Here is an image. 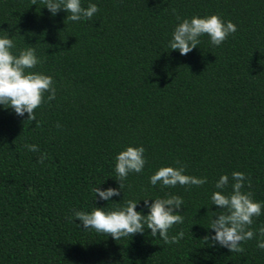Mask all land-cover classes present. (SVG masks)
Segmentation results:
<instances>
[{"label":"trees","instance_id":"1","mask_svg":"<svg viewBox=\"0 0 264 264\" xmlns=\"http://www.w3.org/2000/svg\"><path fill=\"white\" fill-rule=\"evenodd\" d=\"M96 4L91 19L52 15L41 0H0V36L13 54L27 47L42 61L30 71L51 76L56 89L18 116L0 106V264H264L257 248L264 208L253 218L256 237L242 253L205 242L211 195L221 175L243 172L254 201L264 204V0H81ZM218 15L237 31L219 46L207 35L187 55L170 50L184 18ZM177 16L180 20H177ZM57 124L60 127H57ZM37 145L31 152L25 145ZM145 149L141 173H129L119 196L94 198L93 188H118L115 157ZM41 153L47 158L37 160ZM179 161V164L176 162ZM206 177L202 186H153L165 166ZM176 195L183 223L179 243L143 234L113 240L83 229L74 211H105L143 199Z\"/></svg>","mask_w":264,"mask_h":264},{"label":"clouds","instance_id":"2","mask_svg":"<svg viewBox=\"0 0 264 264\" xmlns=\"http://www.w3.org/2000/svg\"><path fill=\"white\" fill-rule=\"evenodd\" d=\"M37 0H32L36 5ZM49 12L55 15L61 9L67 13L66 19L80 21L91 19L99 9L96 4L82 7L81 0H41ZM177 20L180 17L177 16ZM237 31L236 25L231 21L225 22L218 15L207 17L193 16L184 18L174 28L169 41L170 50H178L180 55H187L200 43V37L207 35L214 46L221 45L230 34ZM15 47L13 39L9 36H0V106L11 108L18 116L27 113V120L36 119L35 110L45 102V94L49 101L56 97V89L51 76L39 72L30 71L42 61L37 57L35 49L27 47L13 54ZM57 127H60L57 124ZM31 152H39L37 145H25ZM145 149L142 146H128L115 157V173L118 177V188L101 190L98 186L93 188L94 198L109 201L114 196H119L123 189V181L129 173H141L146 160ZM47 158L46 153H41L37 162L42 163ZM179 164V161L176 162ZM185 166L159 168L150 177L151 185L158 183L162 187H175L177 185L202 186L207 183L206 177H195L184 174ZM231 192L224 190L229 186L230 180L227 174L221 175L215 184V191L211 195L212 205L219 207L220 211L212 213L210 229L213 236H205V242H212V246L219 244L229 252L242 253L241 243L256 237L257 233L251 230L253 218L261 215L264 204L254 201L250 191H243L245 185L251 188V180L245 173L233 171L231 174ZM144 206L148 209L147 215L137 211L138 201L129 200L126 206L105 211L104 208L93 207L90 212L74 211L75 220H79L83 229H93L97 233L111 236L113 240L123 237H132L134 234H143L145 228L150 229L152 237L161 238L166 244L179 243L183 238V232L169 237V230L176 224L183 223V216L176 210L182 208L183 199L176 195L155 200L143 199ZM262 237L257 243V248L264 250V227L259 229Z\"/></svg>","mask_w":264,"mask_h":264}]
</instances>
